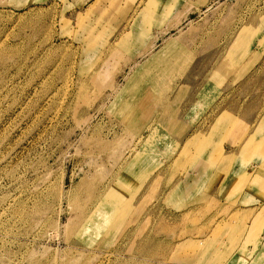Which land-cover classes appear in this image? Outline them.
Here are the masks:
<instances>
[{
  "label": "rangeland",
  "instance_id": "obj_1",
  "mask_svg": "<svg viewBox=\"0 0 264 264\" xmlns=\"http://www.w3.org/2000/svg\"><path fill=\"white\" fill-rule=\"evenodd\" d=\"M224 109L264 128V0H0V264H264V134L229 183L197 138Z\"/></svg>",
  "mask_w": 264,
  "mask_h": 264
},
{
  "label": "crops",
  "instance_id": "obj_2",
  "mask_svg": "<svg viewBox=\"0 0 264 264\" xmlns=\"http://www.w3.org/2000/svg\"><path fill=\"white\" fill-rule=\"evenodd\" d=\"M86 1H90V0H86ZM255 61H257V58L251 57V58H249V62L247 63V65H253L254 63H256ZM208 80L201 87V89H203L204 86H206L208 84ZM226 80L221 85L220 94L214 100V102L197 119H194L193 117H191L192 118V120H190L191 122L188 121L187 124H185L186 125L185 127L182 126V127L186 128L184 130V132L182 133V135H184V133L188 134L189 130H192V128H194V126H196L197 123H201L200 118L203 117V114H206L208 111H210L212 109L213 105L217 101H219V99L221 98V96L223 94V88L226 85ZM201 89H200V91H201ZM200 91L197 93L196 99L193 101L192 105L189 107V109L187 111V117L188 118H190L188 114L190 113L192 107L194 106V104L197 102V100L199 98ZM249 99L250 100H249V102H247L246 105H249V108H253V97H249ZM260 111H262V107L259 110H257V114ZM249 112L251 113L252 111H249ZM237 114L238 113H236L235 111H233L231 109L222 110L218 114L216 119H214L210 122V127H209L210 129L207 131V133L205 135L206 137H197V138H199L200 142L203 141L202 142L203 146L206 145L205 149H202V151H204L206 153L208 152L210 154L209 156H212L215 151H217V150L220 151V149H221L224 152L223 153L224 157H226L227 159L234 157L236 160H238L240 167L236 166L235 168H232L229 170L228 177L230 179L228 180V183L231 182L233 178H236V175H237L236 173L242 172L246 168V166L242 162V157H241L242 154H245V152L243 150L244 145L247 143V141L250 140L251 141V147H252V143H253V146H255L254 144L256 143V141H253V140L255 138H257L256 135H258L260 133V136L262 137V135L264 134V128H259V125L263 119V116L260 117V119L257 123L255 120L257 115H255L253 117L252 116L249 117V118H251L249 120H248V117L243 118V119H242V117H239L238 118L239 121H236ZM222 116L226 117V120L225 121L224 120L218 121V119H221ZM231 121H235V124L233 125ZM190 123H192V124H190ZM244 124H245V127L243 128L242 126ZM177 138H179V137H177ZM196 139H194L193 141L195 142ZM197 144H195V145H197ZM249 149H250V152L253 153V148H249ZM203 154H205V153H203ZM202 159L204 160L205 157H202ZM251 160H252V163L254 161H257V160H255V157H253V156H252ZM225 168H227V167H225ZM225 168L222 170L225 171V172H223V174L226 175L227 170H225ZM202 171H203L202 168H197L193 171V173L189 174V178L186 180V182L188 183L189 186L188 185H186V186L187 187H194V188L197 186H201V187L205 188L207 183L205 180L202 179L203 176H214L215 169L212 171H209L207 174H203ZM190 176L191 177L196 176L199 178H198V180H196L193 183V179H190ZM219 191H220V186H218V192ZM257 204L258 203L251 204V207H253V209L256 208V210H257L255 213L253 212V219H251V222L253 221V223L256 219V215L259 212V210H258L259 207L257 206ZM262 227H263L262 234H264V218H262Z\"/></svg>",
  "mask_w": 264,
  "mask_h": 264
}]
</instances>
